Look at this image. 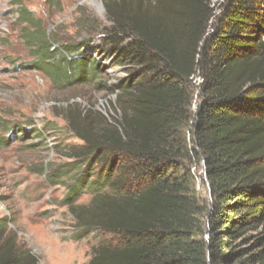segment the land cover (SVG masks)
<instances>
[{
	"label": "trees",
	"instance_id": "obj_1",
	"mask_svg": "<svg viewBox=\"0 0 264 264\" xmlns=\"http://www.w3.org/2000/svg\"><path fill=\"white\" fill-rule=\"evenodd\" d=\"M105 8V68L128 73L116 116L67 103L62 115L83 144L45 169L66 189L60 204L76 238L96 229L117 237L86 264H264V0H106ZM19 22L33 62L55 82L93 83L103 72L89 39L58 45L24 8ZM204 177L208 198L198 188ZM85 194L89 203L79 204ZM0 264H40L6 217Z\"/></svg>",
	"mask_w": 264,
	"mask_h": 264
},
{
	"label": "rangeland",
	"instance_id": "obj_2",
	"mask_svg": "<svg viewBox=\"0 0 264 264\" xmlns=\"http://www.w3.org/2000/svg\"><path fill=\"white\" fill-rule=\"evenodd\" d=\"M101 1L99 6L91 0H0V218L9 219L19 242L40 264H86L98 244L117 243L115 235L98 229L75 237L81 232L68 207L60 204L66 189L51 185L45 170L67 162L68 149L83 144L62 115L67 103L93 105L109 118L116 116L118 84L128 73L105 68L112 60L100 37L111 22L106 0ZM220 2L214 0L215 6ZM21 8L33 11L58 45L89 39V56L103 68L96 82L58 83L37 68L22 34ZM197 170L201 175L203 169ZM198 188L210 197L206 177ZM90 199L85 194L78 203Z\"/></svg>",
	"mask_w": 264,
	"mask_h": 264
},
{
	"label": "bare ground",
	"instance_id": "obj_3",
	"mask_svg": "<svg viewBox=\"0 0 264 264\" xmlns=\"http://www.w3.org/2000/svg\"><path fill=\"white\" fill-rule=\"evenodd\" d=\"M91 2H93V3H95V4L99 5V6H101V4H102L101 0H91Z\"/></svg>",
	"mask_w": 264,
	"mask_h": 264
}]
</instances>
